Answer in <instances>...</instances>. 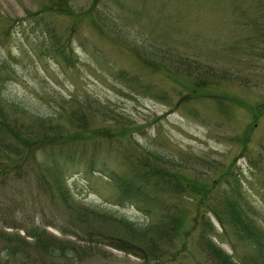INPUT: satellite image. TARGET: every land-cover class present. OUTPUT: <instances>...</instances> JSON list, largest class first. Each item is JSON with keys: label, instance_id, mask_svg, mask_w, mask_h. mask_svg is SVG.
Wrapping results in <instances>:
<instances>
[{"label": "rangeland", "instance_id": "rangeland-1", "mask_svg": "<svg viewBox=\"0 0 264 264\" xmlns=\"http://www.w3.org/2000/svg\"><path fill=\"white\" fill-rule=\"evenodd\" d=\"M261 16L264 0H0V118L80 136L62 146L79 157L58 184L43 181L39 149L0 185V264H217L200 239L205 216L237 264L263 262ZM137 159L190 188L153 194L148 213L115 187ZM226 196L260 248L208 212ZM173 204L175 229L150 254L107 244L127 236L122 219L167 221Z\"/></svg>", "mask_w": 264, "mask_h": 264}, {"label": "trees", "instance_id": "trees-1", "mask_svg": "<svg viewBox=\"0 0 264 264\" xmlns=\"http://www.w3.org/2000/svg\"><path fill=\"white\" fill-rule=\"evenodd\" d=\"M252 18L248 21H250ZM252 24V23H249ZM254 25V23H253ZM255 32L258 43L263 44L264 48V16L258 17L255 20ZM53 51L61 52L60 44L53 41ZM58 45V46H57ZM124 76V73L120 74ZM15 122H5L0 118V185L5 183L11 171L17 173V178L20 177V168L28 162L30 158H35L36 152L42 150L44 160L40 162V175L43 181H54L58 184V177L62 172V167L66 162H75L79 155L72 149H64L62 146L69 145L68 141L75 143V140L80 136L76 134H66L61 139V135L57 128H53L49 123H37L32 131H26L19 127ZM61 139V141H55ZM67 139V140H65ZM68 142V143H67ZM15 173V174H16ZM115 187L121 197L132 199L135 203L140 205L152 207L158 206V201L153 194L158 193H178L190 186L185 184L183 188L180 181L177 180L175 174L162 167L154 168L149 161L145 159H137L133 164V171L129 176L117 177L115 179ZM64 195V191H61ZM161 205V204H160ZM208 212L212 213L218 223L224 227L226 224L234 230V234L250 239L259 248L262 246L259 236L253 230V227L244 211H242L238 202L232 197L226 196L222 202H217L215 205H209ZM150 209V210H149ZM160 210L162 209L160 206ZM171 211L170 215L164 216L167 221L157 222L149 226L143 223L122 219L121 223L126 228L124 233L126 237L115 236L110 239L107 244L119 250L126 251L135 256L144 257L153 249V246L162 240L167 234L175 229L178 222L177 211L175 204L168 208ZM151 208L147 209L149 213ZM199 226H201L200 239L205 243L208 252L217 264H237L229 254H227L221 247L215 244L211 235L207 234L213 230V225L209 217L201 219ZM28 229V228H27ZM31 229V228H30ZM28 229L27 234L36 231ZM35 235L36 234H32ZM38 241L42 242L41 234L37 235ZM260 243V244H259ZM261 245V246H260ZM263 262H256V264H264V253L261 257Z\"/></svg>", "mask_w": 264, "mask_h": 264}]
</instances>
